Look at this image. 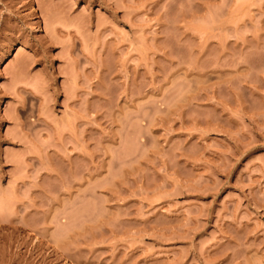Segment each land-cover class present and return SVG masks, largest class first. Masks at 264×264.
<instances>
[{
  "label": "rangeland",
  "instance_id": "rangeland-1",
  "mask_svg": "<svg viewBox=\"0 0 264 264\" xmlns=\"http://www.w3.org/2000/svg\"><path fill=\"white\" fill-rule=\"evenodd\" d=\"M0 264H264V0H0Z\"/></svg>",
  "mask_w": 264,
  "mask_h": 264
},
{
  "label": "bare ground",
  "instance_id": "bare-ground-1",
  "mask_svg": "<svg viewBox=\"0 0 264 264\" xmlns=\"http://www.w3.org/2000/svg\"><path fill=\"white\" fill-rule=\"evenodd\" d=\"M31 9H32V11L35 13L36 20L38 21V18H39V17L37 16V13H36L35 9H34L33 7H32ZM37 23H39V21H38ZM36 29H37V31H39V30L41 29V28H40V24H38V25L36 26ZM20 63H21V62H20ZM20 63H19V64H20ZM22 63H23V62H22ZM22 63H21V64H22ZM24 65H25V64H24ZM20 66H23V65H20ZM20 66L18 65V67H20ZM18 67H17V68H18ZM20 68H21V67H20ZM24 68H25V67H24ZM17 70H18V69H17ZM19 71H20V69H19ZM19 71H18V72H19ZM22 71H24V70L22 69ZM18 72H17V73H18ZM20 73H21V72H20ZM52 248H53V250H54L56 253L60 254V250H59V248H58V246H57L56 244H53Z\"/></svg>",
  "mask_w": 264,
  "mask_h": 264
}]
</instances>
